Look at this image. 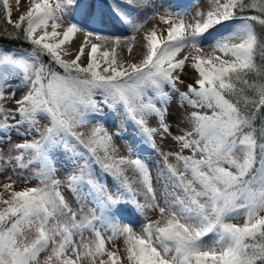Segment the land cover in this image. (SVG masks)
Segmentation results:
<instances>
[{
	"label": "snow or ice",
	"instance_id": "snow-or-ice-1",
	"mask_svg": "<svg viewBox=\"0 0 264 264\" xmlns=\"http://www.w3.org/2000/svg\"><path fill=\"white\" fill-rule=\"evenodd\" d=\"M209 3L207 12L197 10L194 23H186L184 14L171 7L153 4L154 15L170 25L167 36H158L153 27L143 36L142 59L125 65L117 59L120 38L93 30L103 23L105 5L100 0H55L54 4L31 0L16 21L11 20L8 0H0V19L13 29H5L8 38L32 46L19 53L0 50V100L13 99L21 86L28 89L15 100V108L0 105V142L5 137L10 140L13 130L17 135L34 132L37 138L10 146L20 153L11 159L19 168L39 164L33 176L23 180L40 182L20 191L3 185L9 197L0 193V264H83L85 260L122 264L120 254L106 248L101 229L111 232L108 241L124 238L127 264H264V215L260 214L264 212V62L256 63L257 53L264 61V0ZM250 10L256 14H246ZM114 11L131 32L142 27L119 6ZM65 20L67 27L61 33L57 29ZM229 23L231 28L219 31ZM38 30H42L39 35ZM81 31L85 43L95 36L114 39V45L109 51L91 44L86 65L80 63L85 44L74 59H63L58 50ZM234 40L239 43H230ZM186 46L192 54L177 59ZM205 47L211 52L202 55ZM127 50L131 53V44ZM44 56L49 58L47 64ZM186 66L197 76L181 91L178 84H184ZM16 78L20 84L5 96ZM173 94L181 107L209 111L190 112L186 119L191 130L172 136L179 151L163 154L158 179L164 190L158 197L147 163L139 155L133 159L131 148L128 155L117 156L113 134L99 120L92 122L105 108L121 109L139 135L155 147L157 132L171 134L166 116ZM150 117L156 118L158 127L148 126ZM41 119L46 121L42 127ZM25 124L28 127L21 133ZM185 149L191 154L183 155ZM61 152L80 161L64 183L78 202L87 189L94 204L88 213L83 207L74 210L60 191L54 158ZM169 156L175 164L168 162ZM96 165L113 178L118 195L107 193V186L93 179ZM133 184L140 185L145 204L136 201L140 193ZM128 203L141 212L156 208L160 216L142 224L137 233L130 223L121 224V205ZM241 217L242 225L229 222ZM86 231L94 239L84 240ZM74 237H80L79 244ZM49 249L41 261L40 254Z\"/></svg>",
	"mask_w": 264,
	"mask_h": 264
},
{
	"label": "rangeland",
	"instance_id": "rangeland-1",
	"mask_svg": "<svg viewBox=\"0 0 264 264\" xmlns=\"http://www.w3.org/2000/svg\"><path fill=\"white\" fill-rule=\"evenodd\" d=\"M204 1V0H203ZM51 3H55V0H50ZM101 3L105 5L103 9H101L103 13V23L100 25H97L94 27V31H100L104 35H107L112 38L119 37L120 42H125L127 45H132V50H138L141 49V54L145 52V49L143 47L144 40L143 36L146 32L150 31L155 27L157 31V35L161 37L167 36V28L170 26L168 24H165L161 21L160 24H152V18H154V13L152 10V5L154 4L157 8L160 6L155 4V0H131V4L128 3V0H100ZM175 2H177V5H175ZM183 2V4H182ZM223 2V0H221ZM10 11H11V20L16 21L22 14H24L28 8L31 6V0H8ZM27 4L24 9H21L23 4ZM202 3H206L208 5L209 10V0H206V2H200L199 0H169L167 6L172 8L173 12H180L184 14V18L186 23H194L198 17L196 16L198 8L202 5ZM136 4L138 7H141L142 4L145 5V10H140L136 7ZM182 4V6H181ZM184 5V6H183ZM116 6H119L123 10H125L129 16L137 23L142 24V27H140L135 33L131 32V30L126 27H120L118 24H115L114 22H117L114 17H111L109 14L110 12L114 11V8ZM179 6V7H178ZM186 6V7H185ZM211 6V5H210ZM113 18L114 22L111 20ZM171 19H176V17H172ZM67 21H63L62 26L57 29V31L63 33V30L65 27H67ZM51 22H49V28L48 31H51ZM158 25V26H157ZM230 26L232 27V24L229 23L225 25V27ZM229 28H224V31ZM42 30H38L36 33L37 35L40 34ZM143 33L141 34L140 32ZM223 31V28H222ZM80 35V36H79ZM135 35L136 39L131 40L129 39L130 36ZM60 37H57L56 39H59ZM49 42H55V40H50ZM239 43L238 40H234L232 43ZM102 43L104 46L103 49L111 50V44H114V39H109L107 41L105 40H97L95 36H89L87 37V43H85V33L83 31L77 32L72 37L71 41L68 43H65L60 51L61 56L65 60H71L75 58L76 53L79 50V47L81 44H85V54L82 56L80 63L81 65L87 64V51L90 50L91 44H100ZM128 48V46H127ZM67 51L69 54L64 55V52ZM204 49H202L201 54H207L203 52ZM192 49L190 47H185L182 49L180 53L177 54V59L183 58L185 55H191ZM219 55V54H217ZM123 59H125L128 62L132 63H138L141 58H136L134 56H131L130 53H125L121 56ZM103 67V65H102ZM101 67V71H102ZM188 68L190 72H192L195 75V78L197 74L193 69H191L190 66H186L185 69ZM184 69V70H185ZM184 75L181 76V79L184 80V84H178V87L181 91L187 90V84L194 83V80L192 82L187 81L184 77ZM10 84L12 87L5 90V96L9 95L11 91L14 88H17V86L20 84L19 78L13 79L10 81ZM27 88L25 87H19L18 90H16L15 97L11 100H0V105H3L5 108H15V100H18L21 98V96L27 92ZM192 111H209L208 109H193L188 107L186 104L181 107L179 104V97L173 94L172 101L169 105L168 114L166 116V123H168L170 128V133H161L157 132L153 136V141L155 144V147L152 146L151 143H149L148 140L144 139L139 135V133L136 131L135 126L132 124L131 121H129L123 111L121 109H116L115 111H110L108 108L104 109V113L101 116H98L93 119V124L99 120L103 123L104 127L107 128L109 133L113 134V142L115 146L117 147L118 151L116 152L117 156H125L128 155L127 149L131 148L133 151L132 158L135 159L136 155H139V157L145 161L148 165V167L151 169L152 174V185L156 189L157 196L159 197L160 193L164 190L163 181L158 179V173L163 168V154L169 153V152H176L179 151V145L176 141L172 139L173 135H183L184 131H190L191 130V124L186 119L188 114ZM17 120L20 119V117L17 115ZM10 123H14V121H10ZM46 123L45 120H40V126L42 127ZM92 125H89L88 128H90ZM149 127H158L157 120L155 117H150L148 121ZM28 126L22 125L19 128V131L21 133H24L25 129ZM88 128L81 129L82 131L87 132ZM119 132V135H116V133ZM163 136V138H161ZM36 137V134L33 132L28 135H17L16 130H13L11 133L10 140L5 137L2 142H0V193H3L4 199H7L9 197V193L4 190L3 185L5 184H11V189L13 191H20L25 188L30 187H36L40 184L38 179L31 178L28 179L27 182H24L23 178L31 177L33 176V173L39 168V164L33 163L29 167L25 168H19L16 166L15 160L11 159V157H14L16 155H19V152L11 151L10 146L17 143H22L24 141H31ZM183 155H190L191 150L185 149L182 153ZM70 154H64V153H57L55 155V167L57 169V172L55 173V178L62 181L60 186V191L64 195L65 199L67 200L68 204L74 209H79L83 207L84 213H88V210L92 207H94V204L92 202V197L87 195V189L84 190V192L80 193V199L78 202L77 196H74L73 193L68 191V188L66 187V184L64 183L66 181L67 175L75 168L76 164L80 163V161H73L69 159ZM30 157L29 154H25L24 156V163L28 162V159ZM8 161L5 163V161ZM168 162L171 164H175L176 161L173 157L169 156ZM129 177L132 176L131 171L127 173ZM8 177H11L12 179L9 180ZM99 178V181L101 184H105L106 192L111 193L112 195H118L116 192V184L113 180V178L109 175H105L103 172H101L99 165H96L93 169V179ZM15 181V182H13ZM132 187L136 189L140 194L136 196V201L139 204H145V196L143 192L140 189L139 184H133ZM169 191H172V189L169 187ZM87 196V199H83L82 197ZM126 197L121 196L120 199L124 200ZM261 215H264V212L260 213ZM160 214L158 209L151 208V209H145L143 212L139 211L132 203H128L127 205H121V224L123 223H130L133 227V230L137 233H140L141 231V225L144 223H147L148 221H155L159 218ZM80 216H77V219H79ZM230 223L239 224L242 225L244 223V218L241 217L239 219H233L229 221ZM103 232L105 239H106V248L109 251H117L121 258H122V264H127L126 252H125V245H124V238L122 236L113 239L111 241L107 240V237L111 235L110 231H106L104 229H101ZM77 244L80 243V237H74ZM94 239V236L90 231H86L84 233V240H92ZM50 252L45 251L40 254V260L43 261L44 257L47 256ZM99 259V258H98ZM103 259L107 260V257H103ZM83 264H90L89 261L85 260ZM98 264V261H97Z\"/></svg>",
	"mask_w": 264,
	"mask_h": 264
},
{
	"label": "bare ground",
	"instance_id": "bare-ground-1",
	"mask_svg": "<svg viewBox=\"0 0 264 264\" xmlns=\"http://www.w3.org/2000/svg\"><path fill=\"white\" fill-rule=\"evenodd\" d=\"M168 1L169 0H155V4H157V5H165V6H167V4H168ZM180 1H183V0H180ZM200 2H206V0H199ZM182 4H183V2H182ZM182 4H181V6H182ZM26 3L25 4H23V6H22V8L21 9H24V7H26ZM184 6V5H183ZM136 7L138 8V9H140V10H145L146 9V7H145V5L144 4H142V6L141 7H138L137 6V4H136ZM179 7V6H178ZM186 7V6H185ZM209 7H210V5H209ZM208 5H206V3H202V5L198 8L199 9V11H202V12H207L208 11ZM110 15H111V17H114V19L117 21V22H114L115 24H118L120 27H126V25H124L121 21H120V19L117 17V15L115 14V11H112V12H110L109 13ZM111 19V18H110ZM112 20V19H111ZM113 21V20H112ZM161 23V20L159 19V17L158 16H154V18H152V24H160ZM158 26V25H157ZM224 28H230V26H227V27H224ZM224 28H223V31H224ZM219 31H221V32H223L222 31V28L221 29H219ZM100 32V31H99ZM141 34L143 33V31L142 32H140ZM80 36V35H79ZM232 42H234V41H231L230 43H232ZM238 43V42H237ZM99 45H101V50H103V44L102 43H100ZM112 46L111 47H113V43L111 44ZM127 44L125 43V42H119V44L118 45H116V52H117V59L118 60H122V61H124L125 62V65H127V61L125 60V59H123L121 56L123 55V54H125V53H129L128 52V50H127ZM188 47V46H187ZM141 52V49H140V51H138V50H134V52L133 51H131V53H130V55L131 56H134V57H136V58H141L142 59V55H143V53L141 54L140 53ZM204 53H210L211 52V49L210 48H208V47H205L204 48V51H203ZM217 54H219V53H217ZM204 55H206V54H204ZM190 70V69H189ZM188 70V68H186L185 70H184V78L187 80V81H190V82H192L194 79H195V75L192 73V72H190Z\"/></svg>",
	"mask_w": 264,
	"mask_h": 264
},
{
	"label": "trees",
	"instance_id": "trees-1",
	"mask_svg": "<svg viewBox=\"0 0 264 264\" xmlns=\"http://www.w3.org/2000/svg\"><path fill=\"white\" fill-rule=\"evenodd\" d=\"M0 8H2V4H0ZM246 14L254 15L256 13L253 10H250ZM5 29H7L8 31H13L11 25H7L5 21L0 19V50L14 51L18 53L21 50H31L32 46L26 43L24 40L8 38L7 31H5ZM257 31H259L258 25H257ZM43 60L46 64L49 62V58L47 56H44ZM262 62L264 61H262L261 57L259 56V53H257L256 63L260 65ZM53 66L55 67V65ZM58 70L62 72L61 69ZM261 111L264 112V109H262ZM257 123H259V121Z\"/></svg>",
	"mask_w": 264,
	"mask_h": 264
}]
</instances>
